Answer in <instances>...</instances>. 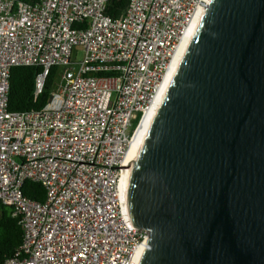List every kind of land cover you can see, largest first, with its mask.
I'll list each match as a JSON object with an SVG mask.
<instances>
[{
    "label": "built area",
    "instance_id": "built-area-1",
    "mask_svg": "<svg viewBox=\"0 0 264 264\" xmlns=\"http://www.w3.org/2000/svg\"><path fill=\"white\" fill-rule=\"evenodd\" d=\"M127 1L115 19L110 0H0V205L23 231L4 264H131L148 243L121 204L126 154L202 0ZM21 66L42 69L36 98L59 69L42 110L8 109Z\"/></svg>",
    "mask_w": 264,
    "mask_h": 264
},
{
    "label": "water",
    "instance_id": "water-1",
    "mask_svg": "<svg viewBox=\"0 0 264 264\" xmlns=\"http://www.w3.org/2000/svg\"><path fill=\"white\" fill-rule=\"evenodd\" d=\"M120 196L134 264H264V0L201 1Z\"/></svg>",
    "mask_w": 264,
    "mask_h": 264
},
{
    "label": "trees",
    "instance_id": "trees-1",
    "mask_svg": "<svg viewBox=\"0 0 264 264\" xmlns=\"http://www.w3.org/2000/svg\"><path fill=\"white\" fill-rule=\"evenodd\" d=\"M26 3H35L37 0H22ZM127 0H110L107 14L112 18H119L128 8ZM42 72L40 67H15L10 74V90L8 109L10 112H25L42 110L48 103L54 86L57 82L59 69L52 68L44 89L37 98L36 79ZM23 194L33 200L45 202L46 191L42 185L27 181L22 189ZM23 242V231L19 218L13 216L11 207L0 205V264L14 257Z\"/></svg>",
    "mask_w": 264,
    "mask_h": 264
},
{
    "label": "bare ground",
    "instance_id": "bare-ground-1",
    "mask_svg": "<svg viewBox=\"0 0 264 264\" xmlns=\"http://www.w3.org/2000/svg\"><path fill=\"white\" fill-rule=\"evenodd\" d=\"M162 85H163V84H162ZM161 87H162V86H161ZM150 110H151V109H150ZM150 110L145 114V116H144V118H143V120H142V122H141V124H140V126H139V128H138V130H137L136 133H135L134 138L132 139V141H131V143H130V146H129L128 151H127V154H126L125 167H128V162H129V159H130V157H131V154H132V151H133L134 145H135V143H136L137 137H138V135H139V132H140V130H141V127H142L143 123L145 122V120H146V118H147V116H148ZM122 180H123V179H122ZM121 185H122V182H121ZM145 244H147V243H144V244L139 248V250H138V252L136 253V256L134 257V259H133V261L131 262V264H134V262H135V260H136V258H137V256H138V254H139V251L141 250V248H142Z\"/></svg>",
    "mask_w": 264,
    "mask_h": 264
},
{
    "label": "rangeland",
    "instance_id": "rangeland-1",
    "mask_svg": "<svg viewBox=\"0 0 264 264\" xmlns=\"http://www.w3.org/2000/svg\"><path fill=\"white\" fill-rule=\"evenodd\" d=\"M78 56H79V59L82 58V54H81V52H78Z\"/></svg>",
    "mask_w": 264,
    "mask_h": 264
}]
</instances>
